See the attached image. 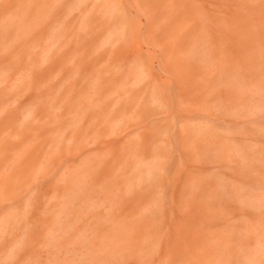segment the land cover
Returning <instances> with one entry per match:
<instances>
[{"label":"rangeland","instance_id":"rangeland-1","mask_svg":"<svg viewBox=\"0 0 264 264\" xmlns=\"http://www.w3.org/2000/svg\"><path fill=\"white\" fill-rule=\"evenodd\" d=\"M260 159L264 0H0V246L186 230Z\"/></svg>","mask_w":264,"mask_h":264},{"label":"bare ground","instance_id":"bare-ground-1","mask_svg":"<svg viewBox=\"0 0 264 264\" xmlns=\"http://www.w3.org/2000/svg\"><path fill=\"white\" fill-rule=\"evenodd\" d=\"M260 160L253 168L243 161L235 202L192 205L186 230L125 236L122 245L105 248H11L6 243L0 246V264H264Z\"/></svg>","mask_w":264,"mask_h":264}]
</instances>
